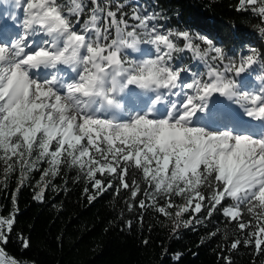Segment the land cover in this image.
<instances>
[{
  "label": "snow or ice",
  "instance_id": "6c2138e0",
  "mask_svg": "<svg viewBox=\"0 0 264 264\" xmlns=\"http://www.w3.org/2000/svg\"><path fill=\"white\" fill-rule=\"evenodd\" d=\"M235 10L264 37V0ZM160 19L128 0H0V190L16 183L0 208V264H26L5 247L20 190L44 203L70 173L89 203L111 193L118 219L134 212L143 225L151 211L174 239L219 217L225 230L208 238L224 241L220 264L241 246L264 264V51L225 50Z\"/></svg>",
  "mask_w": 264,
  "mask_h": 264
},
{
  "label": "trees",
  "instance_id": "16d2710c",
  "mask_svg": "<svg viewBox=\"0 0 264 264\" xmlns=\"http://www.w3.org/2000/svg\"><path fill=\"white\" fill-rule=\"evenodd\" d=\"M140 3L150 11H157L165 28L188 29L212 39L225 50L236 47L245 51L254 47L264 51V37L255 24L258 18L250 12H237V0H128ZM235 41V45L233 44ZM189 59V54H184ZM193 66L196 62L191 61ZM73 175L65 177L67 184L56 180L45 193L44 203L33 200L34 189L24 187L18 194L19 214L13 235L6 251L26 264H220L218 245L224 241L221 235L209 239L208 233L215 228L225 230L220 218L214 217L207 227L196 230L181 229L179 239L170 236L169 227L161 226V218L149 211L143 225L137 224L135 213L123 212L119 198L105 193L89 203L84 192L83 180L73 182ZM39 173L34 174L35 180ZM15 177L7 190H0V208L4 215L12 208L10 194L15 189ZM132 219L134 230L124 228V221ZM229 232L232 227L228 226ZM28 238L30 247L22 249L17 235ZM142 239H148L145 246ZM203 239V243L201 240ZM168 255L163 256L164 250ZM176 254H182L179 262ZM233 264H251L250 248L241 246L232 253Z\"/></svg>",
  "mask_w": 264,
  "mask_h": 264
},
{
  "label": "rangeland",
  "instance_id": "374dc122",
  "mask_svg": "<svg viewBox=\"0 0 264 264\" xmlns=\"http://www.w3.org/2000/svg\"><path fill=\"white\" fill-rule=\"evenodd\" d=\"M6 14H7V11L4 12V16H6Z\"/></svg>",
  "mask_w": 264,
  "mask_h": 264
},
{
  "label": "bare ground",
  "instance_id": "6f19581e",
  "mask_svg": "<svg viewBox=\"0 0 264 264\" xmlns=\"http://www.w3.org/2000/svg\"><path fill=\"white\" fill-rule=\"evenodd\" d=\"M6 2H7V0H6ZM157 12V11H156ZM8 15V12H7V14H6V16ZM12 22V21H11Z\"/></svg>",
  "mask_w": 264,
  "mask_h": 264
}]
</instances>
